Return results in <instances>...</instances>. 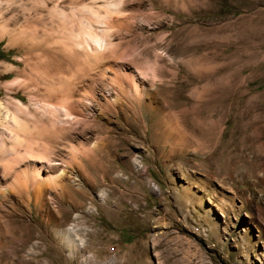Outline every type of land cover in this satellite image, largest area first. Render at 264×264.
<instances>
[{
	"label": "rangeland",
	"instance_id": "374dc122",
	"mask_svg": "<svg viewBox=\"0 0 264 264\" xmlns=\"http://www.w3.org/2000/svg\"><path fill=\"white\" fill-rule=\"evenodd\" d=\"M0 55V264H264V0H0Z\"/></svg>",
	"mask_w": 264,
	"mask_h": 264
},
{
	"label": "bare ground",
	"instance_id": "6f19581e",
	"mask_svg": "<svg viewBox=\"0 0 264 264\" xmlns=\"http://www.w3.org/2000/svg\"><path fill=\"white\" fill-rule=\"evenodd\" d=\"M92 42L95 44V46L96 45L100 46V40L96 39L95 37L92 38ZM101 52H102V50H101ZM101 52H98V53H101ZM68 84H67V87L65 86L66 88L64 89V91H61V97H62L61 98V100H62L61 103H59L57 105L46 104V110H48L50 112L49 114L51 115V118H53V120L55 121V124H58V125H61L63 123V121L60 120V117H64V119H69V120L72 118L73 112H74L73 109L76 108L77 103H78V101L71 94L70 88L71 89H73V88L71 86H68ZM48 86L50 87L51 85H48ZM51 89L52 88H50L48 90H51ZM56 90L57 89H54V90L52 89L51 92H53V91L56 92ZM57 91H60V90H57ZM72 93H74V92H72ZM10 119H11V121H9V117L6 114L3 115L1 113V111H0V126H3V128H7V130L9 132H11L13 129L14 130L15 129L19 130L21 132L22 129H23L22 124L13 116ZM19 138L20 137H17V136L14 137V144L22 146L21 141H20ZM31 150L32 149H30V148L27 149V151H28L27 153L31 154ZM13 156L14 155H12V158H13ZM39 172H40V168L35 170L34 175H33V179H35L34 181H39L40 182ZM56 235L61 236L63 241L66 242L67 246L71 245L72 247L75 248V250H78L80 244L76 243L77 242L76 235H71V232H68V231H63L62 233L57 232Z\"/></svg>",
	"mask_w": 264,
	"mask_h": 264
},
{
	"label": "trees",
	"instance_id": "16d2710c",
	"mask_svg": "<svg viewBox=\"0 0 264 264\" xmlns=\"http://www.w3.org/2000/svg\"><path fill=\"white\" fill-rule=\"evenodd\" d=\"M3 58V56L2 55H0V59H2Z\"/></svg>",
	"mask_w": 264,
	"mask_h": 264
}]
</instances>
